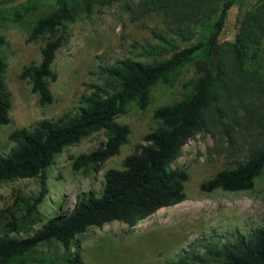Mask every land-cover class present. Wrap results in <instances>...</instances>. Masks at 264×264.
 Returning <instances> with one entry per match:
<instances>
[{"label": "trees", "instance_id": "16d2710c", "mask_svg": "<svg viewBox=\"0 0 264 264\" xmlns=\"http://www.w3.org/2000/svg\"><path fill=\"white\" fill-rule=\"evenodd\" d=\"M122 1L128 18L135 20L158 11L163 32H152L162 46V59L145 63L130 57L100 66L90 74L99 82L85 83V92L77 98L75 111L55 118L41 119L34 126L19 127L8 134L13 142L7 154H0V184L19 178L38 177L34 196L19 192L11 203L0 209V264H26L36 247L51 240L65 252L66 264H82L74 237L89 226L100 227L109 221L132 225L161 207L185 198L184 168L170 167L183 143L197 132L221 126L223 119L244 112L256 131L244 158L231 168L214 172L199 184V189L240 191L250 189L264 167V62L260 67H246L264 41V0L246 9L239 18L231 40L219 41L225 15L236 0H56L55 6L32 24L26 42L44 33L50 38L40 48L38 63L23 65L19 79H26L40 105L53 100L48 84L57 74L50 65L55 51L66 38V25L78 13L89 14L93 5ZM4 37L0 35V47ZM187 43L186 45H182ZM151 53H154L151 51ZM194 66L195 77L188 81L189 93L168 105L158 106L152 116L157 126L144 133L141 143L121 160V168H108L98 194L87 192L74 202L61 218H51L30 235L18 238L9 232L26 231L41 221L38 205L45 195V169L64 147L103 130L105 140L90 152L70 156L73 170L91 168L118 152L129 133L128 125L114 120L124 114L130 103L143 109L149 103L151 87L172 84L178 70L186 63ZM6 64L0 56V125L8 122L9 92L4 82ZM195 245L202 250L193 248ZM74 246L73 250H70ZM184 264H264V230L258 228L245 237L223 241L202 237L177 258Z\"/></svg>", "mask_w": 264, "mask_h": 264}, {"label": "rangeland", "instance_id": "374dc122", "mask_svg": "<svg viewBox=\"0 0 264 264\" xmlns=\"http://www.w3.org/2000/svg\"><path fill=\"white\" fill-rule=\"evenodd\" d=\"M55 1L0 0V35L4 37L0 56L6 64L4 82L10 98L9 120L0 125V154L9 152L13 142L8 134L13 129L30 128L41 119L55 118L68 110L74 112L78 96L86 90L84 84L99 82L97 75L90 71L95 72L100 66L125 57L145 63L162 59L158 54L162 45L151 34L164 30L160 12L152 11L130 20L122 1L93 5L89 14L78 13L76 19L66 25V38L55 51L50 65L57 74L48 84L53 100L40 105L28 81L19 79L18 74L23 65L38 63L40 48L51 36L44 33L31 42H26V38L34 21L51 11ZM256 2L236 0L232 3L218 35L219 41L233 38L240 15ZM255 52L246 67L263 64L264 41ZM195 75L193 64L186 63L178 70L172 84L157 82L151 87L146 107L139 109L130 103L124 114L116 116L115 121L128 125L129 133L118 152L103 161L98 170H73L70 156L97 148L105 140L103 130L64 147L45 169L47 191L38 205L41 221L26 231L8 235L26 237L48 219L65 216L80 195L98 194L103 172L108 168H121L122 158L135 150L144 133L157 126L153 110L188 94V81ZM232 116L235 121L223 119L227 132L221 126H213L207 132L195 133L183 143L170 163V167L184 168L187 173L184 200L161 207V211L157 209L132 225L114 220L100 227H87L74 237L82 264H184L177 262V258L197 239L232 240L236 234L248 237L255 229L264 230V167L250 189L210 192L199 189V184L214 172L240 162L254 140L256 131L248 116L240 110ZM38 188V177L0 184V209L8 206L17 192L34 196ZM193 248L202 250L199 245ZM73 249L71 246L70 250ZM64 252L56 241L40 243L33 252L34 258L27 259L26 264H66L61 256Z\"/></svg>", "mask_w": 264, "mask_h": 264}, {"label": "bare ground", "instance_id": "6f19581e", "mask_svg": "<svg viewBox=\"0 0 264 264\" xmlns=\"http://www.w3.org/2000/svg\"><path fill=\"white\" fill-rule=\"evenodd\" d=\"M161 211V210H160ZM158 212V211H157Z\"/></svg>", "mask_w": 264, "mask_h": 264}]
</instances>
